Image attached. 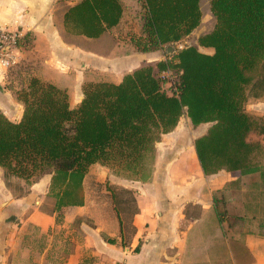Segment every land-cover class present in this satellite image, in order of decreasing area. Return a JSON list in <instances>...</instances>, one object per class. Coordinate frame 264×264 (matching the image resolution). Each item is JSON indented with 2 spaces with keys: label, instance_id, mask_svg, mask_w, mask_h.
<instances>
[{
  "label": "crops",
  "instance_id": "obj_1",
  "mask_svg": "<svg viewBox=\"0 0 264 264\" xmlns=\"http://www.w3.org/2000/svg\"><path fill=\"white\" fill-rule=\"evenodd\" d=\"M80 1L0 0V24L24 33L20 61H28L37 77L66 88L72 107L81 101L85 82L118 83L141 66L172 59L188 45L214 53L212 46L200 44V37L215 26L211 0H198L200 20L189 34L147 50L139 47L145 40L139 14L141 8L146 12L144 0H119L122 17L107 30L113 43L105 51L62 38L55 10L61 2ZM160 3L168 8L177 4ZM8 71L0 63V110L19 120L23 107L5 84ZM245 108L258 122L249 140L261 145L259 170L253 173L221 169L205 175L195 139L212 123L195 126L185 113L156 143L147 180L126 178L93 163L84 177L82 205L57 209L49 173L19 194L0 179V204L14 219L0 240V264H264V67L247 91ZM100 184L104 193L96 191ZM116 185L132 190L136 209L130 221L127 211L118 209L127 198L111 192Z\"/></svg>",
  "mask_w": 264,
  "mask_h": 264
},
{
  "label": "trees",
  "instance_id": "obj_2",
  "mask_svg": "<svg viewBox=\"0 0 264 264\" xmlns=\"http://www.w3.org/2000/svg\"><path fill=\"white\" fill-rule=\"evenodd\" d=\"M168 8L160 0H144L143 50L178 41L199 23L198 0H176ZM213 30L200 44L214 53L184 46L172 59L147 64L118 83L88 81L83 97L71 106L67 89L39 77L16 92L23 105L19 120L0 110V167L6 185L11 177L29 184L51 174L49 193L56 208L82 205L84 177L101 163L126 178L147 180L156 143L187 114L193 125L211 122L195 139L205 175L259 170L260 143L249 140L257 120L245 108L247 91L264 67V0H211ZM65 42L105 51L113 43L107 30L118 24L119 0L60 3L55 10ZM177 61H174V60ZM173 77L168 92L162 73Z\"/></svg>",
  "mask_w": 264,
  "mask_h": 264
},
{
  "label": "rangeland",
  "instance_id": "obj_3",
  "mask_svg": "<svg viewBox=\"0 0 264 264\" xmlns=\"http://www.w3.org/2000/svg\"><path fill=\"white\" fill-rule=\"evenodd\" d=\"M139 14L143 15L144 17V9H139ZM143 20V19H142ZM36 76L34 73V70L32 69V65L28 63V61H20L17 65L10 68V71H8V76L6 79V86L10 88L14 96L16 97V92L23 87L27 86L29 83L31 77ZM37 77V76H36ZM170 81L171 78H168ZM165 87L168 91L171 90V83L166 81ZM66 89V88H65ZM20 103V102H19ZM20 105L23 107V105L20 103ZM19 105L15 104L13 106L14 111L17 110V107ZM15 120L17 119V116H14ZM4 172L3 169H0V179L2 180L4 178ZM5 181V178H4ZM8 186L10 189H12L16 194L24 193L28 190V183L24 181V179L17 178V177H11L8 181ZM104 184H100L97 186L96 191L100 193L105 192ZM111 192H115V194L119 196H122L123 198H127L128 201L124 202L121 201V203H118V209H125L128 213L129 221L133 214V212L136 209L135 202L133 200L132 196V190L123 189L121 186L116 185L113 189L111 188ZM120 198V197H119ZM4 203L0 204V240H3V236L7 235V232L10 228H12L14 219L10 218L11 215L10 211H4ZM4 207V208H3ZM3 208V209H2ZM6 239V237H5ZM7 247L4 248V250L7 253Z\"/></svg>",
  "mask_w": 264,
  "mask_h": 264
},
{
  "label": "built area",
  "instance_id": "obj_4",
  "mask_svg": "<svg viewBox=\"0 0 264 264\" xmlns=\"http://www.w3.org/2000/svg\"><path fill=\"white\" fill-rule=\"evenodd\" d=\"M24 33L18 29H9L0 24V63L5 68H11L20 61V48L23 42ZM162 76L167 82L171 83L172 92L175 90L173 86V77L169 71L162 73ZM168 78H171L169 81ZM111 264H127L123 261H114Z\"/></svg>",
  "mask_w": 264,
  "mask_h": 264
}]
</instances>
